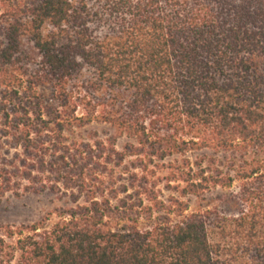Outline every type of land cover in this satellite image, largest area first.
Segmentation results:
<instances>
[{
	"label": "trees",
	"instance_id": "obj_1",
	"mask_svg": "<svg viewBox=\"0 0 264 264\" xmlns=\"http://www.w3.org/2000/svg\"><path fill=\"white\" fill-rule=\"evenodd\" d=\"M0 13V195L71 191L41 222L0 227V264H264V0Z\"/></svg>",
	"mask_w": 264,
	"mask_h": 264
},
{
	"label": "rangeland",
	"instance_id": "obj_2",
	"mask_svg": "<svg viewBox=\"0 0 264 264\" xmlns=\"http://www.w3.org/2000/svg\"><path fill=\"white\" fill-rule=\"evenodd\" d=\"M14 75L19 76L16 71ZM24 96L26 97V95ZM87 134L88 133H85V136ZM112 134V131L106 129L105 131H102L101 137L108 139L112 136ZM126 143L127 139H121L118 142V149L122 151ZM192 157L195 161H202L206 164L209 163V153L208 155H204L203 153H195ZM9 158H11V156H9ZM28 186L29 184H27V182L24 183L18 194L9 192L6 195H0V227H20L22 225H32L41 222L50 214H56V211L67 208L68 205H71L69 198L66 196L70 195V189L67 190V188H65V190L64 187L61 186L59 188L61 190L56 192L48 190L45 193H35L28 192V190H26ZM158 189L161 191V195H163L165 198L173 195L171 191L168 190L164 181L160 182ZM234 190L235 188L231 190L218 189L213 193H207L204 199L195 198L191 202V211H199L202 208L208 210L209 207L217 205L219 200L226 195H231ZM130 194L131 193H128L127 195ZM50 219L52 222H55L57 216L53 215L50 217Z\"/></svg>",
	"mask_w": 264,
	"mask_h": 264
}]
</instances>
